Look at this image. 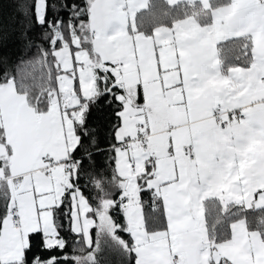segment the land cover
Wrapping results in <instances>:
<instances>
[{"label": "snow or ice", "instance_id": "1", "mask_svg": "<svg viewBox=\"0 0 264 264\" xmlns=\"http://www.w3.org/2000/svg\"><path fill=\"white\" fill-rule=\"evenodd\" d=\"M0 264H264V0L0 14Z\"/></svg>", "mask_w": 264, "mask_h": 264}, {"label": "trees", "instance_id": "2", "mask_svg": "<svg viewBox=\"0 0 264 264\" xmlns=\"http://www.w3.org/2000/svg\"><path fill=\"white\" fill-rule=\"evenodd\" d=\"M0 14H7L16 7V0H0ZM8 49H4L3 53H7ZM107 255V254H106Z\"/></svg>", "mask_w": 264, "mask_h": 264}]
</instances>
